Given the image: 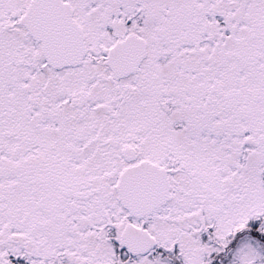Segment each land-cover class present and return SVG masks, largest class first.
I'll return each mask as SVG.
<instances>
[{
	"label": "snow or ice",
	"instance_id": "6c2138e0",
	"mask_svg": "<svg viewBox=\"0 0 264 264\" xmlns=\"http://www.w3.org/2000/svg\"><path fill=\"white\" fill-rule=\"evenodd\" d=\"M0 264H264V0H0Z\"/></svg>",
	"mask_w": 264,
	"mask_h": 264
}]
</instances>
